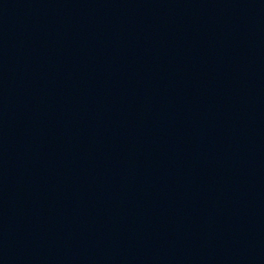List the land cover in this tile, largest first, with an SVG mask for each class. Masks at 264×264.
<instances>
[{
	"label": "water",
	"instance_id": "water-1",
	"mask_svg": "<svg viewBox=\"0 0 264 264\" xmlns=\"http://www.w3.org/2000/svg\"><path fill=\"white\" fill-rule=\"evenodd\" d=\"M0 264H264V0H0Z\"/></svg>",
	"mask_w": 264,
	"mask_h": 264
}]
</instances>
